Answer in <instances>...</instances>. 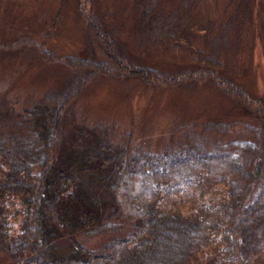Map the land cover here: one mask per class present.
<instances>
[{
	"label": "rangeland",
	"instance_id": "1",
	"mask_svg": "<svg viewBox=\"0 0 264 264\" xmlns=\"http://www.w3.org/2000/svg\"><path fill=\"white\" fill-rule=\"evenodd\" d=\"M135 1L0 0V134L8 152L20 158L37 153L31 135L15 122L19 112L46 94L62 96L76 88L75 99L64 107L67 141L78 127L88 136L95 125L108 123L116 137L132 133L133 152L144 163L208 153L241 167L257 150L254 111L264 107V0H189V14L181 1H167L165 11L176 6L189 19L172 29L170 44L148 48L135 32L140 12ZM224 25L227 42L212 45ZM209 56L221 65L216 71L222 79L243 92L239 104L215 84L212 71L203 70ZM86 60L87 69L75 68ZM127 63L146 69L140 71L142 81L131 76ZM185 73L181 83L172 82L170 75ZM189 129L195 136L191 146L184 133ZM263 185L264 173L253 198ZM107 225L117 230L79 239L95 249L118 238L121 224ZM249 231L245 247L252 264H264V220ZM169 240L174 243L176 236L170 233ZM172 257L180 264H196L197 258L183 247L173 249ZM9 263L0 254V264Z\"/></svg>",
	"mask_w": 264,
	"mask_h": 264
},
{
	"label": "trees",
	"instance_id": "2",
	"mask_svg": "<svg viewBox=\"0 0 264 264\" xmlns=\"http://www.w3.org/2000/svg\"><path fill=\"white\" fill-rule=\"evenodd\" d=\"M167 1L173 2L135 1L140 10L135 32L144 48L170 44L172 29L189 19L176 6L165 11ZM179 1L189 14V0ZM227 30L228 25L220 26L211 44L226 43ZM86 62L75 68L87 69ZM206 63L203 70L212 71L215 84L239 104L244 94L222 79L217 59L209 56ZM127 65L131 76L142 81L145 68ZM184 75L170 76L179 84ZM76 91L46 94L18 113L16 124L31 135L37 149L30 158L8 152L0 134V254L9 264H180L172 257L176 247L193 251L196 264L254 263L245 237L264 220V185L253 198L264 173V107L253 110L260 126L258 148L241 167L208 153L174 159L165 155L144 163L133 152L132 133L116 137L108 123L95 125L88 136L78 127L65 139L64 107ZM184 133L191 146L192 129ZM111 222L121 224L118 238L95 249L79 239L113 234L117 229L107 225ZM170 233L176 236L174 243Z\"/></svg>",
	"mask_w": 264,
	"mask_h": 264
}]
</instances>
